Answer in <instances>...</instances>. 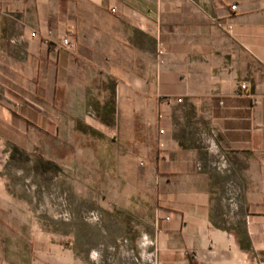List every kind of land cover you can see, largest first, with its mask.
Returning <instances> with one entry per match:
<instances>
[{"label":"crops","instance_id":"0c3cea01","mask_svg":"<svg viewBox=\"0 0 264 264\" xmlns=\"http://www.w3.org/2000/svg\"><path fill=\"white\" fill-rule=\"evenodd\" d=\"M15 150L147 197L153 264H264V0H0V264H77L9 193Z\"/></svg>","mask_w":264,"mask_h":264},{"label":"rangeland","instance_id":"374dc122","mask_svg":"<svg viewBox=\"0 0 264 264\" xmlns=\"http://www.w3.org/2000/svg\"><path fill=\"white\" fill-rule=\"evenodd\" d=\"M60 175L64 177L59 167L43 161L33 151L15 150L13 162L5 169L9 193L16 194L20 203L39 208L47 235L65 247L71 246L77 254V264H153L147 197L142 199L141 211L135 213L132 205L118 207L100 181L81 182L76 196L70 193L65 179L59 188L55 177ZM13 203L11 196H0V222L7 215L6 206ZM0 246L5 247L3 222Z\"/></svg>","mask_w":264,"mask_h":264},{"label":"built area","instance_id":"2783aa9c","mask_svg":"<svg viewBox=\"0 0 264 264\" xmlns=\"http://www.w3.org/2000/svg\"><path fill=\"white\" fill-rule=\"evenodd\" d=\"M236 7H237V5H234V6H233L234 9H236ZM113 11H116V10L114 9ZM228 29L231 30V29H232V26H228ZM46 42L48 43L49 41L47 40ZM61 45H62L63 47L68 48V49H73V48H74V44H73V42H72L71 37H70L69 34L66 35V36H64V37L62 38V40H61ZM241 89H242V90H246V89H247V85H246V84H242V85H241ZM178 101L181 102V99H179Z\"/></svg>","mask_w":264,"mask_h":264}]
</instances>
